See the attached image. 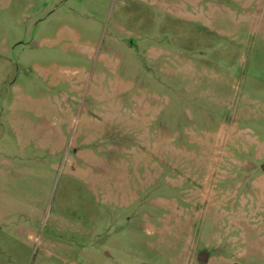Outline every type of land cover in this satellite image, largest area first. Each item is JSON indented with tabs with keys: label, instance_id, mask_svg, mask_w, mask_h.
<instances>
[{
	"label": "rangeland",
	"instance_id": "rangeland-1",
	"mask_svg": "<svg viewBox=\"0 0 264 264\" xmlns=\"http://www.w3.org/2000/svg\"><path fill=\"white\" fill-rule=\"evenodd\" d=\"M0 264H264V0H0Z\"/></svg>",
	"mask_w": 264,
	"mask_h": 264
},
{
	"label": "water",
	"instance_id": "water-1",
	"mask_svg": "<svg viewBox=\"0 0 264 264\" xmlns=\"http://www.w3.org/2000/svg\"><path fill=\"white\" fill-rule=\"evenodd\" d=\"M202 261H205L206 259H204V256H201V258H200Z\"/></svg>",
	"mask_w": 264,
	"mask_h": 264
}]
</instances>
